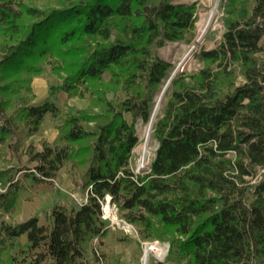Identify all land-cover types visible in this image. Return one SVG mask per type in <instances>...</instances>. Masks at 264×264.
Here are the masks:
<instances>
[{
    "label": "trees",
    "instance_id": "trees-1",
    "mask_svg": "<svg viewBox=\"0 0 264 264\" xmlns=\"http://www.w3.org/2000/svg\"><path fill=\"white\" fill-rule=\"evenodd\" d=\"M56 1L40 7L0 0V157L6 148L19 158L29 152L38 162L24 174L47 180L71 160L87 201L55 204L43 223L36 215L17 223L0 215V264H88L90 243L109 232L106 194L142 239L168 240L169 254L182 264H264V173L251 181L264 168V0H229L226 30L217 46L202 51L204 65L172 77L144 173L130 167L139 140L135 120L150 118L154 94L169 78L172 64L158 48L194 28L196 3ZM49 56L65 72L54 88L89 91L91 107L65 114L63 144L25 149L46 114H61L53 98L28 103L32 76ZM18 170H0L5 212L17 204ZM21 235L26 247L16 240Z\"/></svg>",
    "mask_w": 264,
    "mask_h": 264
},
{
    "label": "rangeland",
    "instance_id": "rangeland-1",
    "mask_svg": "<svg viewBox=\"0 0 264 264\" xmlns=\"http://www.w3.org/2000/svg\"><path fill=\"white\" fill-rule=\"evenodd\" d=\"M27 3L35 4L40 7H49L58 5L56 0H25ZM215 0H176V2L196 3V19L193 29L188 31L185 36L176 41H167L163 46L158 48V53L161 57L171 62L172 71L176 69L173 76L180 71L195 72L199 70L204 61L202 58V51L217 46L226 30L225 18L228 17L233 6L229 0H219L218 17L220 26L218 28H210L202 41H197L199 34L197 21L201 14L210 10ZM250 5L252 0H249ZM220 7V8H219ZM250 7V6H249ZM246 8L238 10L241 17L246 15ZM214 37V38H213ZM210 43V44H209ZM193 48V53L187 63L179 65L185 53L190 48ZM260 57L264 58V49L260 53ZM60 60L58 58L49 56L43 63V70L39 74L32 76L31 80V98L28 103H40L47 98H53L61 109V114L58 117H53L52 114H46L40 129L27 136L24 141L25 149L27 145L33 144L37 150H42L44 143L49 144H63L64 141L59 138V126L63 123L66 113L74 112L76 109H85L91 107V95L89 91H82V93H69L64 89L54 88L63 82L65 72L60 70L56 71L54 68ZM168 76V77H169ZM104 80L110 79V73L103 74ZM241 75H238L237 83L241 82ZM167 80V79H166ZM166 81L155 92L152 103V112L148 120L138 117L135 120L137 128L138 142L133 148V154L130 161V167L137 169V166L144 160L149 161L157 146V140L152 135L153 122L157 114L161 112L163 103L166 101L167 89L161 100L156 115L151 123L150 119L153 115V108L158 95L162 88L164 89ZM168 88V87H167ZM84 90V89H82ZM108 98H114V92L107 93ZM98 110V107H93ZM129 121L132 120L131 113H125ZM146 147V148H145ZM145 148V149H144ZM144 154V155H142ZM38 160L32 159L29 152L17 154L6 148L5 152L0 157V170L14 165L18 168L17 177L18 185L16 186L17 204L10 211L1 212V219L17 223L26 220L30 216L36 215L39 217L41 223L48 221L50 210L55 204H64L68 207L79 205L82 201L86 200L87 195L81 188V179L78 175L76 166L71 160H66L61 166L56 177L51 180L35 179L31 174L25 175L26 171L34 170ZM75 179L79 183L75 182ZM7 188L0 184V192L5 191ZM108 206V209H107ZM102 217L105 219L109 232L102 237H96L90 243L87 250L88 264H142L145 250L150 245L155 244L157 247H164L166 253L160 257L155 250H149V264H156L158 262H174L182 264L178 254H169L170 243L168 240H148L142 239L134 224L128 222L123 218L118 206L107 197L102 202ZM20 241L21 245L26 247V235H21L16 239ZM158 240V243H156ZM161 243V244H160ZM158 244V245H157ZM160 244V245H159Z\"/></svg>",
    "mask_w": 264,
    "mask_h": 264
},
{
    "label": "bare ground",
    "instance_id": "bare-ground-1",
    "mask_svg": "<svg viewBox=\"0 0 264 264\" xmlns=\"http://www.w3.org/2000/svg\"><path fill=\"white\" fill-rule=\"evenodd\" d=\"M218 5H219V0H215L214 1V4L213 6L210 8V10L208 11H205L201 14L200 18L198 19L197 21V25H198V31H199V34H198V37H197V41H202L205 37V34L207 33V31L210 29V28H218V26H220V22H219V17H218ZM220 8V7H219ZM214 38V37H213ZM210 44V43H209ZM193 48H194V45L187 50V52L185 53L183 59L181 60V64L183 65L184 63H187V61L189 60V58L191 57L192 53H193ZM174 71V70H173ZM172 71V72H173ZM164 87V86H163ZM167 89V88H166ZM166 89L164 90L162 88L160 94L158 95L157 99H156V102H155V105H154V108H153V115H152V121L156 115V112L159 108V105L161 103V100L165 94V91ZM146 148V147H145ZM144 148V149H145ZM144 155V154H142ZM107 209H108V206H107ZM161 244V243H160ZM159 244V245H160ZM158 245V244H157ZM155 250L156 253L162 257L164 255L165 250H164V247L161 246V247H157L155 244L153 245H149L147 247V249L145 250V255L143 256V261H142V264H149V250Z\"/></svg>",
    "mask_w": 264,
    "mask_h": 264
},
{
    "label": "built area",
    "instance_id": "built-area-1",
    "mask_svg": "<svg viewBox=\"0 0 264 264\" xmlns=\"http://www.w3.org/2000/svg\"><path fill=\"white\" fill-rule=\"evenodd\" d=\"M149 124H152V123H149ZM155 150H156V148H155ZM151 161H152V158L149 161H146V162H144V160H143L137 166V169L136 170L135 169H132V170L135 173H144V172L150 170V168H151ZM263 173H264V168H259L257 170V173L252 177L251 181H259L263 177ZM106 197H107L108 201L111 199V195L110 194H106ZM86 201H87V197H86V200L82 201L81 203L86 202ZM156 243H158V240H156Z\"/></svg>",
    "mask_w": 264,
    "mask_h": 264
},
{
    "label": "water",
    "instance_id": "water-1",
    "mask_svg": "<svg viewBox=\"0 0 264 264\" xmlns=\"http://www.w3.org/2000/svg\"><path fill=\"white\" fill-rule=\"evenodd\" d=\"M179 65H181V62L179 63ZM176 69L171 73V75L169 76V78L167 79L165 85H164V90L168 87L174 73H175ZM151 123H152V116H151V119H150Z\"/></svg>",
    "mask_w": 264,
    "mask_h": 264
},
{
    "label": "crops",
    "instance_id": "crops-1",
    "mask_svg": "<svg viewBox=\"0 0 264 264\" xmlns=\"http://www.w3.org/2000/svg\"><path fill=\"white\" fill-rule=\"evenodd\" d=\"M247 10V9H246Z\"/></svg>",
    "mask_w": 264,
    "mask_h": 264
}]
</instances>
